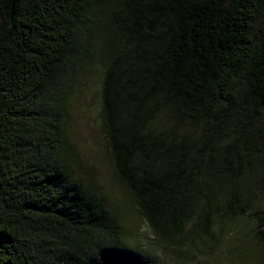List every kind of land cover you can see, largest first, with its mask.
I'll return each instance as SVG.
<instances>
[{"label":"trees","instance_id":"obj_1","mask_svg":"<svg viewBox=\"0 0 264 264\" xmlns=\"http://www.w3.org/2000/svg\"><path fill=\"white\" fill-rule=\"evenodd\" d=\"M101 46L110 161L157 241L264 197V0H0V264H153L66 160Z\"/></svg>","mask_w":264,"mask_h":264},{"label":"rangeland","instance_id":"obj_2","mask_svg":"<svg viewBox=\"0 0 264 264\" xmlns=\"http://www.w3.org/2000/svg\"><path fill=\"white\" fill-rule=\"evenodd\" d=\"M102 46L68 102L66 160L86 186L94 188L109 212L122 224L126 244L153 264H264L259 232L264 197L251 200L244 214H218L209 235L196 234L176 252L157 241L138 214L124 186L116 179L102 124L100 86Z\"/></svg>","mask_w":264,"mask_h":264}]
</instances>
